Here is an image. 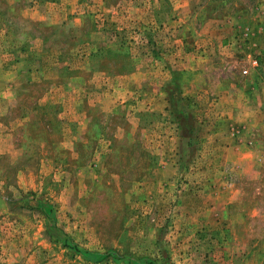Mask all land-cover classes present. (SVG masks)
I'll use <instances>...</instances> for the list:
<instances>
[{
	"label": "rangeland",
	"instance_id": "374dc122",
	"mask_svg": "<svg viewBox=\"0 0 264 264\" xmlns=\"http://www.w3.org/2000/svg\"><path fill=\"white\" fill-rule=\"evenodd\" d=\"M0 264H264V0H0Z\"/></svg>",
	"mask_w": 264,
	"mask_h": 264
},
{
	"label": "crops",
	"instance_id": "0c3cea01",
	"mask_svg": "<svg viewBox=\"0 0 264 264\" xmlns=\"http://www.w3.org/2000/svg\"><path fill=\"white\" fill-rule=\"evenodd\" d=\"M88 141H91V140H88ZM82 142H84V140H82ZM45 234H46V232H45ZM47 236V235H46Z\"/></svg>",
	"mask_w": 264,
	"mask_h": 264
},
{
	"label": "built area",
	"instance_id": "2783aa9c",
	"mask_svg": "<svg viewBox=\"0 0 264 264\" xmlns=\"http://www.w3.org/2000/svg\"><path fill=\"white\" fill-rule=\"evenodd\" d=\"M253 62L255 63V61H253ZM244 72H246V70Z\"/></svg>",
	"mask_w": 264,
	"mask_h": 264
}]
</instances>
